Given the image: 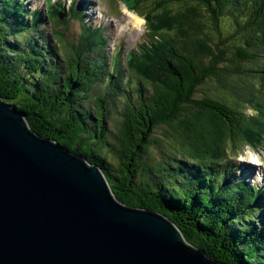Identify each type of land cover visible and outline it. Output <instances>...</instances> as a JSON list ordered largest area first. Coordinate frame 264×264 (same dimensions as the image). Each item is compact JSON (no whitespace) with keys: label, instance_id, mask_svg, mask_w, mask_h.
<instances>
[{"label":"trees","instance_id":"trees-1","mask_svg":"<svg viewBox=\"0 0 264 264\" xmlns=\"http://www.w3.org/2000/svg\"><path fill=\"white\" fill-rule=\"evenodd\" d=\"M180 2L185 15L175 8L172 19L183 49L157 41L149 57L134 67L138 83L150 88L113 89V81L106 84L87 68L86 73L76 69L61 79L59 71L49 69L53 80L39 78L38 67L16 56L0 31V94L24 114L33 130L99 164L122 203L163 214L189 244L221 262L264 264L263 208L252 222L261 229L250 228L248 218L237 210L243 204L235 201L227 182H206L200 193L173 175L181 165L206 163L211 154L223 151L229 136L235 140L248 129L236 123L258 116L264 99V0H252L255 8L244 2L228 7L223 0ZM157 7L164 24L172 26L163 6ZM165 7L169 12L166 1ZM34 10L45 22L43 9ZM121 55L113 59L118 63ZM77 80L85 83L74 85ZM83 85L100 91V113L88 108ZM129 98L134 101L127 104L124 117L109 125L108 108ZM158 152L167 155L159 159ZM254 233L261 246L252 244Z\"/></svg>","mask_w":264,"mask_h":264},{"label":"water","instance_id":"water-1","mask_svg":"<svg viewBox=\"0 0 264 264\" xmlns=\"http://www.w3.org/2000/svg\"><path fill=\"white\" fill-rule=\"evenodd\" d=\"M103 171L0 94V264H229L122 203Z\"/></svg>","mask_w":264,"mask_h":264},{"label":"clouds","instance_id":"clouds-1","mask_svg":"<svg viewBox=\"0 0 264 264\" xmlns=\"http://www.w3.org/2000/svg\"><path fill=\"white\" fill-rule=\"evenodd\" d=\"M58 1L59 0H45V4L43 5L42 17L45 15L50 17L53 15L56 16L55 19L57 21V25L51 28V25H49L46 17H44L46 20V22H44V20L41 18V15L35 12L34 8L31 6V3H29V1L26 2L25 0H0L1 33L6 38H8L9 43L12 49L14 50V54L16 56L22 55V57L26 58L29 61L32 67L35 68L38 67V70L40 72L39 73L36 72V73L38 74L39 78H42L45 75H47L50 79L53 80L54 76L49 69H54L59 71L60 73L58 77L61 79L69 75H72L77 65H79L81 70H83L85 73H86L85 68L89 69V71H91L92 73V69L94 67L103 66L105 63H107L111 68L112 73L116 74L106 81V84H110L111 81H113L114 83L113 89L115 88L131 89L133 87H136L139 90H143L144 87L150 88V85L148 83L145 86L139 84L137 81L139 75L136 74L134 71H128L126 66H124L128 61L126 57H125V63L124 60H122V58H120V61L117 63V61H115V59H113V57L110 56L108 57L110 61L109 64L108 60H104V58L107 57L105 53L102 52L104 50L103 49L99 50L96 48V44L89 43L90 41H93L92 37L95 38V40L97 37H99L100 40L96 41V43H99V41H104V43H106V48L108 46V37L103 31V26L101 25L102 22L94 24L93 23L94 21H92L89 18L90 15L89 16L85 15V9L88 6L87 5L88 2H86L85 0H77V3H74V0H60V3L62 5V9H60L57 6ZM119 1H121L122 4H124L127 11L137 15L140 18L142 17V19L144 18L143 32H141L138 35H136L135 33L134 34L139 38L138 47H144L145 50L142 52L148 53L151 44L160 40L151 41L147 38L148 34L151 31L150 25L148 24L147 16L145 15V13H142L139 10L132 8L128 2L129 0H119ZM166 1L171 5L173 14L175 15L174 9L177 8V6L172 0H166ZM243 2L245 3L246 6L249 7L250 3L248 0H244ZM250 2H251L250 6L254 8L255 6L253 5L252 0H250ZM234 3L237 4V1L235 0ZM25 4H28V10H25V8H27ZM158 4L160 3H157L156 7ZM160 5L163 6V11L168 14V12L164 10V4H160ZM177 9H178L177 12L178 15L180 16L185 15V13L181 10V6L180 8ZM157 10L159 11L158 7ZM116 13L121 14L123 17L125 16L124 9L117 11ZM159 13L163 18V14L160 11ZM168 16L170 17V14H168ZM226 18L228 17L226 16ZM72 19H73V24H72V31L70 38L71 40H69L67 38L66 27L63 28V26L64 24L68 25ZM124 19L126 20L125 17ZM170 19L172 18L170 17ZM74 25L78 26L75 32L73 31ZM98 26H100V32L102 34H97ZM164 26L168 30L174 29L173 25L172 26L164 25ZM104 28H106L105 25ZM128 30L132 32V30L129 27ZM154 35L157 37H165V38L170 37V35L169 34L166 35V32L164 31L154 33ZM176 35L178 39L177 31H176ZM54 37L57 38V40L54 39ZM146 40L149 42L146 43L145 42ZM49 42H53L55 44L50 46ZM177 47L179 50L183 49V45L179 41H177ZM6 49L11 50L10 48H6ZM58 54L63 55L62 57L65 59L64 63H68L67 69H65L64 66H60L52 63L47 64L44 67H41L43 71L39 69L40 63L52 59L53 56L55 55L58 56ZM136 58L137 60H135ZM136 58H134L131 61L130 63L131 66L133 65L139 66L143 63L142 61L144 59H147L141 56ZM70 67L71 69L72 68L73 69L71 70ZM25 69L27 68L25 67ZM76 74H78L76 77V79H78L82 75V72L80 71L79 73ZM77 82L85 83V80H77L74 81L73 84L75 85ZM45 85L46 84L41 85L39 87L41 93L43 92L42 90L44 89ZM261 87L264 88V86ZM240 90H244V89L240 88ZM84 93L87 96L86 100H87L88 108L91 107L93 112L96 114L100 113L98 101H102V99L96 97L95 95L91 97V94L87 91H84ZM151 94H153V92ZM132 101L134 100L132 98H129L122 105H118L115 102H113L106 112V114H108V119H109L108 124L109 125L113 124V126L116 125L118 120L124 117V112L126 111L127 104H129ZM259 107H260V112L258 116L256 118L248 120L246 124L247 126L250 127L251 125L255 124V121H257L258 125L257 127L252 129L253 130L252 133L263 136L264 132L262 128H264V117H261L260 119V116L261 114H264V99L259 103ZM100 117L104 118V116L102 115ZM233 137L234 136H229L228 142L225 144L223 151H218L214 154H211V158L206 163H202L201 166L199 167L197 166L189 167L184 164V166L188 167L187 171L183 170V165H181L180 168L181 171H178V173L175 172V174L173 175L174 177L179 179L180 183L186 184L189 188L191 186L197 187L200 193L201 192L203 193V190H205L203 187L206 182L215 183L219 186H221L224 183V181L227 182V185L231 186L232 188L231 194L234 197L235 201L242 202L243 204V208H237V210L240 211L242 215H245V217L248 218L246 221L248 227L259 230L264 225V223L262 224L261 227H258V226H254L252 222L258 210L261 208V205L264 206V175L256 168V170L251 169L250 172L241 175L240 176L241 178L239 176H238L239 178L237 177L236 172L239 169L244 168L246 166L240 162L237 154H233L231 152L233 147V142L236 141L237 139L236 138L235 140H233ZM246 145L247 148L256 149V147H254L250 142H247ZM259 145L260 148H264V145L262 143ZM253 154L254 155L252 156H256L257 160L263 163L264 158L260 157L258 152L253 150ZM179 158L186 160L185 158H181V157ZM249 159H251V157L248 158V160ZM234 160L237 165H234L232 168H230L231 172L228 173L227 164L228 163L230 164ZM246 160L247 159H244V162L248 163ZM252 165L256 166V164L254 163ZM185 172H187V174L190 175L192 179L196 180L197 184L192 183L186 177ZM253 172L254 175L250 179V176L253 174ZM245 210L246 211L248 210V213H244ZM169 220L172 221L171 219ZM180 232L182 233L181 230ZM182 235L184 236L183 233Z\"/></svg>","mask_w":264,"mask_h":264},{"label":"rangeland","instance_id":"rangeland-1","mask_svg":"<svg viewBox=\"0 0 264 264\" xmlns=\"http://www.w3.org/2000/svg\"><path fill=\"white\" fill-rule=\"evenodd\" d=\"M25 1L26 2L29 1V3H31V6L34 9H36V8H42L43 9V5L45 4V0H25ZM85 1L88 2L87 5H89V2H92L91 3L92 4L91 7L85 9V15H88V16L90 15L89 18L92 21H94L93 22L94 24L102 22L106 26V28H103V31L108 37V46H107V48L106 47L104 48V46H102V49L104 50L102 52H104L106 56H107V54H108L109 57L113 56V54L118 51L119 48L114 49V50L111 49L112 45L114 44V40L115 39H116V42H119L120 40H122V41L124 40L126 42V45L129 46V48H132L135 45L137 39H139L138 36H136V35H138L141 32H143V24H141L139 27H136L133 24V21L131 20V18L127 17V14H125V16H124L126 18V20H127V22H126L124 17L121 14H117V13H114V14L111 13V15L114 18V20H112V21H111V18H109L108 16H106L104 14H103L102 20H101V19L97 18L98 15L96 14L98 9H100V6L98 5V2H97L98 0H85ZM106 1H108L109 3H111V2L114 3L115 2L114 0H106ZM172 1L175 3L177 8H180V6H181L180 0H172ZM128 2H129L130 6L132 8H135V9L139 10L140 12L145 13V15L147 16L148 24L150 25V28H151V31H150V33L147 36V38L149 40H151V41L160 40V42H163V43L167 42V43L171 44L172 46H175V47L177 46L178 39H177V35H176V30H175V27L177 28L176 20L171 19V22H172V25L174 26V29L167 31L165 29V26H164L165 24L163 22V18L161 17V14L159 13V11L157 10V7H156L157 3L164 4V10L166 12H168V10L165 7V2L163 0H129ZM74 3H77V0H74ZM166 3L168 4L169 9H170L168 14H170V17L172 18L174 16V14H173L171 5L167 1H166ZM25 5L27 6V8H25V10H28V4H25ZM123 9H124V6H123ZM109 10L112 11V6L111 5H108V12H109ZM209 14H211V12ZM125 23H126V26H125ZM72 24H73V19L70 21V23L68 25L64 24V26H63V28L66 27L67 38L69 40H71L70 38H71ZM53 27L54 26L51 25V28H53ZM128 27L132 30L133 33L130 30H128ZM77 28H78V26L74 25L73 31L75 32V30ZM212 29H213V27L211 26V30ZM160 31L166 32V35L169 34L170 37L165 38V37H157V36L154 35V33H157V32H160ZM144 38H145V36H144ZM54 39L57 40V38H55V37H54ZM213 43L216 46L220 45V43H218L215 40L213 41ZM54 44L55 43H53V42H49L50 46L54 45ZM5 48H9V47L5 46ZM138 50L141 53L142 51L145 50V48L144 47H140ZM249 52H250V54L254 53L253 50H251V49L249 50ZM126 53L127 52L125 51V54ZM62 56L63 55L58 54V56L55 55V56H53L52 59H49V60H47L45 62L40 63L39 64L40 65L39 69L41 71H43V69L41 67H44V66H46L47 64H50V63L57 64V65H60V66H64L65 69H67L68 63H64L65 59ZM148 57H149V53H148V56L146 58H148ZM107 60H108V63L110 64L109 59H107ZM135 60H137V58ZM145 60L146 59H144L142 62H144ZM134 67H136V66L135 65L131 66L130 64H126V68L128 69V71H134L136 74H138L134 70ZM239 68L242 69L241 66H239ZM70 69H71V67H70ZM76 69L81 70L79 65H77L75 67V70ZM92 73L97 75L98 79L100 81L101 80H103V81L106 80L107 81L109 78H111L114 75H116L115 73H112L111 68L109 67V65L107 63H105L103 66L94 67L92 69ZM219 74H222V73L220 72ZM76 76H77V74H76ZM142 78L144 80L143 76H142ZM253 86L254 87L256 86V82L254 83ZM83 87H86V91L91 94V97L95 95L96 97L100 98V91L97 88L93 87L92 90H90L89 87H87V85H83ZM201 89H199V92L197 94L198 97L202 96ZM263 115L264 114H261L260 119H261V117H264ZM236 124L237 125L239 124V128H241V129H246V128H248V129L245 130L244 132H239L238 133L236 141L233 142V147H232L231 152L233 154H237L238 155V157H239L238 159L240 160L241 163H245L244 159H247L246 161L248 163H245V165H247V166H249L251 168H254L256 170V168L258 169L259 166H263L264 165V161H263V163L260 164V162L257 160V158L255 156H252V155H254L253 154V150L258 152L260 157L264 158V148H260L259 147L260 146L259 144H261V143L264 145V134H263V136H261L259 134H253L252 133L253 132L252 129L257 127V125H258L257 121H255V124L251 125L250 127L249 126L247 127V125L243 121H241V122L239 121ZM262 130L264 132V128H262ZM47 138L52 140V141L54 140L51 137H47ZM247 142H250L254 147H256V149L247 148V145H246ZM166 155H167V153L164 154V153L160 152L158 154V158L162 159ZM250 157H251V159L248 160V158H250ZM254 162L256 164H258L256 167L253 166L252 164H250V163H254ZM234 165H237L235 160L233 162H231L230 164L229 163L227 164V166H228L227 172L228 173L231 172L230 168H232ZM247 166L244 167V168L239 169L236 172L237 177L238 176L240 177L241 175L251 171V168H249V167L247 168ZM187 169H188V167L183 165V170L187 171ZM263 173H264V171H263ZM185 175L192 183L197 184V181L192 179V177L190 175H188L187 172H185ZM253 175H254V172L250 176V179L253 177ZM166 181L168 182L167 179H166ZM255 236H256L255 234L252 235V237H255ZM251 242H252L253 245L256 244V245H260L261 246V240L258 237H257V239L256 238H254V239L252 238Z\"/></svg>","mask_w":264,"mask_h":264},{"label":"bare ground","instance_id":"bare-ground-1","mask_svg":"<svg viewBox=\"0 0 264 264\" xmlns=\"http://www.w3.org/2000/svg\"><path fill=\"white\" fill-rule=\"evenodd\" d=\"M124 6V5H123ZM124 11H125V14H127V17H130L131 18V20L133 21V24L136 26V27H139L141 24H143L144 23V21H143V19L142 18H140V17H138L137 15H135V14H133V13H131V12H129V11H127L126 10V8H125V6H124ZM246 13V12H245ZM45 22H46V20H45ZM121 50H122V47H120L119 49H118V51L116 52V53H114L113 54V58H115V56L117 55V54H119L120 52H121ZM109 57V56H108ZM96 92V91H95ZM89 120V119H88ZM256 157V156H255ZM259 161V160H258ZM264 161V160H263ZM260 162V161H259ZM243 165H245V163H242ZM250 164H253V163H250ZM254 164H256L255 162H254ZM260 164H261V162H260ZM258 164H256V166H257ZM245 166H247V165H245ZM255 166V167H256ZM249 167V166H248ZM249 168H251V167H249ZM251 169H254V168H251ZM255 170V169H254ZM258 171H260L263 175H264V173H263V171H264V165L263 166H260L259 168H258ZM261 208H263L264 209V206L263 205H261ZM260 208V209H261ZM259 209V210H260Z\"/></svg>","mask_w":264,"mask_h":264}]
</instances>
